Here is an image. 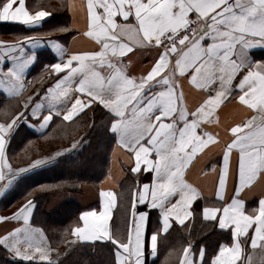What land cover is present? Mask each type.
<instances>
[{
  "label": "snow or ice",
  "instance_id": "obj_1",
  "mask_svg": "<svg viewBox=\"0 0 264 264\" xmlns=\"http://www.w3.org/2000/svg\"><path fill=\"white\" fill-rule=\"evenodd\" d=\"M34 7L30 10L26 0H0V21L28 29L42 26L52 12L43 4ZM87 13L85 35L98 43L96 50L69 52L51 35L68 31L67 26L0 40V89L12 99L19 100L38 79L26 78L39 62L38 47L50 46L57 54L56 62L44 66L51 83L42 92L29 95L15 110H0V196L21 174L52 163L83 140L32 159L27 167H13L9 142L26 111L40 121L43 132L54 117L63 124L81 113L87 116L85 110H92L93 104L102 106L110 114L108 131L134 154L130 171L137 177L148 173L150 179H134L119 194L101 190L102 210L83 212L82 224L64 233L76 241L62 242L69 247L75 242H109L114 264H148V256L157 257L158 244L173 220L191 231L185 222L194 216L192 205L203 194L185 179L186 171L199 153L218 141L202 124L211 122L215 110L233 97L252 115L230 128L232 138L224 144L219 165V203H206L201 213L213 227L228 230L230 240L213 253L189 241L175 250L176 264H264V199L257 208L247 209L240 195L264 178V55L255 58L252 52L264 50V0H87ZM142 50H153L156 56L146 73L133 75L129 67ZM181 78L207 93L192 111L184 103ZM230 177L234 193L226 199ZM118 196L123 227L111 223ZM34 208L29 199L10 216L0 215V223L15 222L0 234V247L26 264H58L53 254L66 252L53 247L45 230L32 224Z\"/></svg>",
  "mask_w": 264,
  "mask_h": 264
},
{
  "label": "crops",
  "instance_id": "obj_2",
  "mask_svg": "<svg viewBox=\"0 0 264 264\" xmlns=\"http://www.w3.org/2000/svg\"><path fill=\"white\" fill-rule=\"evenodd\" d=\"M26 4L32 11L36 10L34 7L35 5L43 4L46 6L45 10H51L52 15L50 18H45L47 22L42 24V26H37L32 29H28L21 23L0 21V40L15 41L26 34L42 35L49 33L52 28L67 26L69 28L68 31H57L51 33V35L57 38L69 52L98 49L99 45L95 39L85 35L89 26L87 0H26ZM65 4L68 6H63ZM4 26H8L9 29L4 28ZM252 52L255 58H260L264 55V50L259 48L253 49ZM37 55L39 57V62L29 68L26 78L29 82H32L33 77H37L38 79L35 82H32V86L27 89L19 100L10 98L5 90L0 89V110H3L6 106L12 110L19 108V105L22 104L29 95H33V93L38 90L42 92L44 88L51 83V77L48 73H43V69L45 65L56 62L57 54L50 46H40L37 49ZM129 55L132 54L129 53ZM155 56L156 52L153 50L137 51V54L133 57V63L129 67V72L137 76L146 73L152 66ZM42 73L43 83L40 82ZM181 84L183 86L185 96L184 103L187 105L188 110L192 111L202 102L203 99L206 98L207 93L205 91L195 89L184 78H181ZM37 99H39V97H37ZM96 108H100L102 110L100 114L102 115L101 119L104 121L103 126L104 128H108L110 114H108L107 110L102 106L97 104H93L91 106L92 110ZM21 110L23 111V109ZM85 111L89 112L91 110L86 109ZM100 114H97V117L100 116ZM83 115L84 114L81 113L79 116L74 117L73 121L63 122V124H61L60 118L54 117L53 122L50 123L49 127L42 132L38 127L40 121L31 116L30 111H26L25 116L19 121V124L16 127L13 139L9 142L8 156L13 163V167H27L32 159L53 155L57 151L70 148L73 141L81 140L83 137L82 135L68 139L66 133H68L70 128L78 127ZM250 115H252V111L247 106L239 102L238 99L229 97L228 100L222 103L215 110L213 117L210 118L211 122L202 124V129L215 134L218 137V141L210 144L203 152L199 153L198 158L194 160L189 169L186 171L185 179L190 184L196 186L203 194L202 198L198 199L192 205L194 216L190 217L185 222L191 231L189 232L184 226L179 225L178 222L173 220V224L169 229V232L163 234V237L158 244L157 257L154 258L152 256H148V264H176L178 258L175 254V250H179L183 245H185L181 242V236L185 233L191 237L190 241H192L196 247L203 245L207 249L208 253H213L220 243L228 242L230 240L228 230H220L218 227H214L216 231H214L213 234L219 237V241L214 248H207L205 243H197V239H193V231L196 227L207 230L213 226L211 222L203 220L201 214L202 208L206 203H219L216 197V192L218 186V173L220 170L219 165L222 163V149L225 142L230 141L232 138L230 128L238 123H242ZM3 119V116L0 115V122H3ZM92 122H94V120H92ZM88 126L91 127L92 125ZM65 129L68 130L66 131ZM200 130L201 129H198V131ZM45 136L47 138H45ZM107 140L110 143L107 153L108 162L106 164V171L102 174L105 178L100 184H79L78 186H75L74 189L61 192H55L54 189H45L47 192L49 191L51 193V196L45 206L46 210L50 214L63 204H71L74 206L73 209H77L76 214L79 211L77 216L71 221L72 227H74L77 223L82 224L80 216L83 212L90 210H102L103 197L100 195L101 190H111L119 194L123 189L131 186L134 179L138 178L142 182H147L150 179V174L148 173H143L137 177L136 174L130 171L134 165V154L120 145L117 139L110 132ZM84 143H86V141L83 137L81 144L78 145L76 149L67 152L64 156L57 158L48 165L32 169L31 171L21 174L12 187L3 196H0V215L10 216L27 200L33 199V191L31 194H28L23 198L17 196L20 191L19 188L22 189L26 183L28 184L32 181L31 177L41 175L44 171L55 165L59 160L65 158V156L81 150ZM233 158H235V153L233 154ZM214 166L215 170H213ZM234 187V183L230 177L226 187V199L233 195ZM240 195L241 198L244 199L247 209L257 208L259 206V201L264 199V178L258 179L253 186L246 188ZM34 203L35 208L32 212L31 222L34 226L42 228L33 221L36 209V202L34 201ZM127 203L128 201L125 200L124 204ZM121 206L120 198L118 196L117 207L113 209L111 221L114 226L119 225L123 227V215L120 211ZM197 219L199 220L198 226H195L194 224ZM152 220H158L156 212L152 213ZM13 224H15V222L0 223V234L4 233L6 229L11 228ZM152 227L153 225L150 224L149 230H151ZM45 232L48 234L53 247L58 248V250L62 253L66 252V254L79 245L94 244L90 242H75L71 243V247H69V243L63 242L56 245L53 243L49 233L46 230ZM66 240L68 242H73L76 241V237L68 235ZM98 242L107 243L103 241ZM170 253L172 254L170 255ZM66 254L56 257L54 253L53 257L59 262L66 256ZM10 257L14 260L22 261L18 258L12 256Z\"/></svg>",
  "mask_w": 264,
  "mask_h": 264
},
{
  "label": "trees",
  "instance_id": "obj_3",
  "mask_svg": "<svg viewBox=\"0 0 264 264\" xmlns=\"http://www.w3.org/2000/svg\"><path fill=\"white\" fill-rule=\"evenodd\" d=\"M4 28L9 29L8 26H4ZM101 111L100 108L91 110L87 112V116L83 115L77 128L69 127L68 133H66L68 129H65L68 139L79 135L84 137L86 143H84L82 149L65 156L41 175L31 177L32 181L26 183L22 189L19 188L20 191L17 196L23 198L31 194L32 191L37 190L38 187L40 188L41 184L53 185L54 187L50 189L61 192L74 189L79 184L98 185L104 180L105 177L102 174L106 171L110 143L107 140L109 131L108 128L103 126L104 121L101 119ZM97 114H100V116L97 117ZM88 125L92 126L89 127ZM53 174L54 176H52ZM44 191L32 193L36 202L33 221L49 233L54 244H61L66 239L65 230L72 227L71 221L79 211L76 214L77 209H73L74 206L63 204L50 214L45 206L51 193L47 190ZM198 222L197 219L194 225L198 226ZM214 231L216 230L213 226L207 230L196 227L193 231V239H197V243H205L207 248H214L219 241V237L213 234ZM190 239L191 237L186 233L181 236V242L184 244L189 242ZM0 264H26V262L12 259L8 252L0 247ZM58 264H114V248L109 242L79 245L69 251Z\"/></svg>",
  "mask_w": 264,
  "mask_h": 264
},
{
  "label": "rangeland",
  "instance_id": "obj_4",
  "mask_svg": "<svg viewBox=\"0 0 264 264\" xmlns=\"http://www.w3.org/2000/svg\"><path fill=\"white\" fill-rule=\"evenodd\" d=\"M52 176H54V174H53ZM41 185H45V184H41ZM47 186H48V187H46V188H39V187H38V189H37V190H35V191H34V193H36V192H45V191H44L45 189H47V190H48V189H50V188H53V187H54L53 185H49V184H48ZM34 193H33V194H34Z\"/></svg>",
  "mask_w": 264,
  "mask_h": 264
}]
</instances>
